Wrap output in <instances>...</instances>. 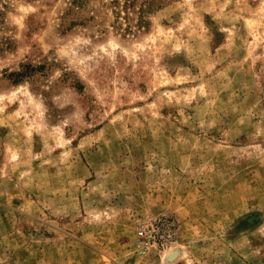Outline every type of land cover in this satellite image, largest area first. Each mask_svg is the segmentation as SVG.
Instances as JSON below:
<instances>
[{"label": "rangeland", "instance_id": "rangeland-1", "mask_svg": "<svg viewBox=\"0 0 264 264\" xmlns=\"http://www.w3.org/2000/svg\"><path fill=\"white\" fill-rule=\"evenodd\" d=\"M152 1L0 0V264H264V0Z\"/></svg>", "mask_w": 264, "mask_h": 264}, {"label": "trees", "instance_id": "trees-1", "mask_svg": "<svg viewBox=\"0 0 264 264\" xmlns=\"http://www.w3.org/2000/svg\"><path fill=\"white\" fill-rule=\"evenodd\" d=\"M145 4H146L145 10H147L148 8H151V5L153 4V1L152 0H145Z\"/></svg>", "mask_w": 264, "mask_h": 264}, {"label": "built area", "instance_id": "built-area-1", "mask_svg": "<svg viewBox=\"0 0 264 264\" xmlns=\"http://www.w3.org/2000/svg\"><path fill=\"white\" fill-rule=\"evenodd\" d=\"M146 230L145 229H142L141 231H140V234L142 235V236H146Z\"/></svg>", "mask_w": 264, "mask_h": 264}]
</instances>
